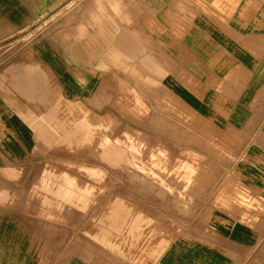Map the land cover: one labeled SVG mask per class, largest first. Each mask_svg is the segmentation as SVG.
<instances>
[{
  "label": "rangeland",
  "instance_id": "obj_1",
  "mask_svg": "<svg viewBox=\"0 0 264 264\" xmlns=\"http://www.w3.org/2000/svg\"><path fill=\"white\" fill-rule=\"evenodd\" d=\"M122 1L55 0L0 49L36 65L0 91V264H220L218 233L264 231V75L235 27L256 0Z\"/></svg>",
  "mask_w": 264,
  "mask_h": 264
},
{
  "label": "crops",
  "instance_id": "obj_2",
  "mask_svg": "<svg viewBox=\"0 0 264 264\" xmlns=\"http://www.w3.org/2000/svg\"><path fill=\"white\" fill-rule=\"evenodd\" d=\"M54 1L55 0H0V49H10V46L6 48L5 46L10 45L13 40L18 39L21 34L34 27L37 22V15L39 19L46 17ZM204 1L207 4L205 7H213V0ZM122 2L123 7H127L130 12L138 5L137 0H123ZM161 2H164V0H156L153 5L145 3L146 6L141 2L139 5V12L147 13L149 7L156 13L174 14L182 11L179 8V0H171L170 3L164 2L163 4H161ZM262 2L263 4L261 6ZM251 6H248L251 10L245 11V14H247L246 17L240 20L238 22L239 24L235 25L237 28L251 30L248 35H242L244 37H251H249L250 39L245 38V40H242L240 44L237 45L236 53L238 55L237 60L241 67L249 71L251 76L259 77L263 76L264 72H257L255 74L254 72L256 71L255 66L257 63L260 60L264 61V0L253 1ZM242 7L243 5L238 7L236 12L240 9V11L244 13ZM218 13H223L222 9H219ZM210 20L212 22L211 18ZM23 52L25 53V50ZM23 55L26 54L21 53V55L16 57L13 55L11 62H8L0 68V91L5 84L8 87L10 84H16V81L19 82L17 79L18 75H16L19 67L26 68V70L29 68L36 69L34 68L36 65L34 64V66H32L33 63H30L31 59L28 53L23 62H19V59L16 60V58ZM13 60L17 62H13ZM148 61L151 62V60ZM39 69L42 70L44 67L39 66ZM230 75L233 81L238 83L237 74L233 72ZM256 163L257 166L259 163H264V155L259 156ZM259 167H257V169L254 168L253 172L257 174L259 184L261 183L264 187V167ZM71 173L79 174L78 171H71ZM69 177L66 173L65 175L64 173H60L54 180L62 184H71L72 181ZM260 225V222L252 226L240 222L226 227L224 233H218L215 236V244L213 246L205 245L204 249H207L210 262L213 261V263L220 264H264V256H261L264 254V231H261Z\"/></svg>",
  "mask_w": 264,
  "mask_h": 264
}]
</instances>
